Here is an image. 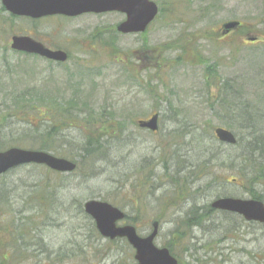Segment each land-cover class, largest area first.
I'll return each instance as SVG.
<instances>
[{
  "label": "rangeland",
  "instance_id": "374dc122",
  "mask_svg": "<svg viewBox=\"0 0 264 264\" xmlns=\"http://www.w3.org/2000/svg\"><path fill=\"white\" fill-rule=\"evenodd\" d=\"M154 1L161 10L156 18L142 33L130 34L115 29L124 19L115 11L43 17L33 24L9 18L0 2V150L43 145L57 157L80 162L87 132L99 136L104 147L100 158L82 161L75 173L76 168L55 175L29 163L0 176V264H133L127 241L104 238L84 213L89 199L121 208L129 216L123 223L137 225L141 235L159 219L154 242L172 244L180 264H197L194 259L264 264V224L216 211L201 227L175 232L193 199L203 206L216 197L250 198L239 185L250 187L249 174L238 178L241 164L232 170L230 162L213 161L216 149L233 155L231 161H243L237 160L240 150L221 145L213 130L226 128L244 138L242 143L250 131L264 132V0ZM228 20L242 26L223 35L221 24ZM12 34L59 43L70 58L56 63L14 53ZM71 97L78 99V109L65 108ZM234 97L238 109L252 115L244 128L226 125L229 114L221 100ZM47 98L56 104L50 121L43 119ZM81 99L88 100L87 108ZM103 105L123 132L113 121L115 129L104 132L93 116L83 120ZM154 112L159 113L157 131L137 125ZM72 152L80 155L71 159ZM50 184L58 196L46 198L51 210L34 198L50 193ZM179 184L186 189L178 191ZM225 235L212 244L214 251L204 249Z\"/></svg>",
  "mask_w": 264,
  "mask_h": 264
},
{
  "label": "water",
  "instance_id": "95a60500",
  "mask_svg": "<svg viewBox=\"0 0 264 264\" xmlns=\"http://www.w3.org/2000/svg\"><path fill=\"white\" fill-rule=\"evenodd\" d=\"M4 8L15 15L39 18L47 15L76 16L82 13H102L116 11L125 14L116 29L121 33L143 32L158 13V6L153 0H1ZM237 20L222 23V34L235 29ZM254 38H250L253 40ZM11 48L42 57L64 61L66 53L61 50H51L41 42L27 35L12 36ZM138 126L156 131L158 129V113L152 114L147 120H138ZM214 134L219 141L235 144L234 133L223 127L214 128ZM35 163L58 172H71L76 163L64 157H57L47 151L11 147L0 151V175L11 168L22 164ZM211 207L236 213L247 221H257L264 224V203L254 198L218 197L211 201ZM83 208L94 221L96 229L105 238H125L134 248L135 264H177L166 247L154 244L158 231V221L152 222L150 234L142 237L130 224L118 225L124 218V212L107 201L89 199Z\"/></svg>",
  "mask_w": 264,
  "mask_h": 264
},
{
  "label": "trees",
  "instance_id": "16d2710c",
  "mask_svg": "<svg viewBox=\"0 0 264 264\" xmlns=\"http://www.w3.org/2000/svg\"><path fill=\"white\" fill-rule=\"evenodd\" d=\"M15 53H18V52H15ZM21 54H23L25 56L39 58L37 55H28V54H24V53H21ZM215 73H216L215 70H213L212 73L211 72L209 73L211 78H214ZM235 98L236 97H234L233 100L229 99L230 104L228 102H226V100H225L226 98L221 100V102L225 105V107H224L225 109L223 108L224 111L228 112V114H229L228 115L229 118L227 120L228 122L226 123V125L228 127L230 126L233 128L234 127L233 123L234 124L237 123V124H240L239 125L240 127L244 128L242 124L244 122L248 123V121H249L248 117H252V115H247V112L245 113L242 109H238V106H236L235 101H234ZM47 100H48V102L43 104L46 107V109L44 110L45 113H43V115H44L43 119H45L46 121L47 120L50 121L55 116L53 109L56 108V104L53 105L54 101L51 98H47ZM77 104H78V99L71 97L66 102V104L64 106L67 109L73 108V107L78 109V106L76 107ZM81 104L83 105L82 107L84 109L87 108L88 107V100L81 99ZM34 105H37V104L34 103ZM107 107L108 106H105V109ZM98 109H99L98 113H96V114H94L93 112L89 113V116L87 114L83 118V120H86L88 117L93 116L94 120H96V122H98V124H100L98 126V128H100V130L102 129V131H104V132H107L108 130L113 131L115 129V127H113V122H116L117 129H120L123 132V130L118 126L119 121H114V119H111V117H113L111 110L105 111L104 105L102 106L101 109L100 108H98ZM39 116L41 117L42 115L40 114ZM61 119L62 118H58V121H62ZM73 121H74V119H73ZM244 126H246V125H244ZM248 126H250V125H248ZM93 127L94 126H92V128ZM51 128L52 127H50V131L45 132V137L43 139L44 141H46V139H48L50 137V134L52 133ZM95 130H96V128H95ZM85 137H86V140L80 148L81 149L80 151L82 152L83 155L80 157L81 161L76 162V169L73 171V173H75L78 168L80 169V167L82 165V163H81L82 161L84 163H86V161L92 162V161H95L96 158H100L102 156L101 153H102V149L104 147H102L101 139H98L99 136L96 137L91 132H87L85 134ZM101 137L103 138V135H101ZM243 139L244 138H240V137L237 138L236 143L233 145L224 144L227 147H229V149H232V148H233V150H236L235 148L239 149L240 152L237 155V157H238L237 160L242 159L243 160L242 162H240V161L234 162V161L229 160V158L232 159L233 155H229L228 153H224L223 155H220V153H218V149L214 150L212 159H213V161L219 162L221 164H226V163L230 162V165L232 166V170L235 168H238V163H240L241 166L237 170V173H239L238 178L243 176V175L245 176V175L249 174L250 178H249L248 184L250 187L246 186V184L242 183V182H240L239 185H241V187L247 188V191L249 192V196L251 198L259 199V200L264 202V132H262V131L257 132L255 130H252L248 133V137L247 138L245 137V139H246L245 143H242ZM219 143L221 145H223V143H221V142H219ZM39 149L45 150L43 145ZM48 149H50V148H48ZM75 154L76 153L72 152L70 155V158L75 159V156L80 155V154L79 155L78 154L75 155ZM202 165L204 166L205 164H202ZM86 167H87V165H86ZM49 171H51L55 175H59V174L61 175L62 174V173H59L56 171H52L50 169H49ZM91 171L93 172L94 169ZM207 175H208V177H211L210 180L214 179L212 172L206 173V176ZM204 176L205 175L201 173L198 178L201 179ZM175 180H176V178H175ZM203 183H201L198 186V188H196L192 192L193 193L195 191L198 192L199 188L203 186ZM53 187H54V185L50 184V190H52L50 193L45 194L44 191H41V193H39L40 195L38 194L37 197H34V198H39L42 201L41 204H43V205L44 204L47 205V203H49L48 206H50V210H51L50 201L46 198L47 197H58L57 194L53 191ZM185 187L188 188L187 183L185 184ZM186 188L182 187L180 184L177 186V189L180 192H182ZM187 199H189V198L187 197ZM216 211H220V210L213 209L210 206V204L203 205V206H197V204L195 203V201L193 199V204L187 210L186 216L181 220V222L177 221V223H176L177 225L175 227V232L180 234L184 230L182 228H185L188 230V229H190L192 227H196V226L201 227L202 224L205 223L206 221H208L210 219V217H212L213 213ZM220 212L229 213V214L234 215V213H231V212H226V211H220ZM128 217L129 216L127 215V217H125V218L128 219ZM227 237L228 236L225 235V238L219 237L220 239L217 238V239H214L213 241H209L206 244H204L203 247H204V249H206V251H208V249H209V251L212 252L215 250V249L210 248L212 246V244H215L216 242L220 243L221 239L225 240ZM165 246H167L169 248L170 252L173 255H175L172 244L169 243V244H166ZM219 255H220L219 253L216 254V256H219ZM194 260L197 261L196 262L197 264H203V262H204V261L198 262V259H194ZM211 260H213V258H211Z\"/></svg>",
  "mask_w": 264,
  "mask_h": 264
},
{
  "label": "flooded vegetation",
  "instance_id": "af4514ba",
  "mask_svg": "<svg viewBox=\"0 0 264 264\" xmlns=\"http://www.w3.org/2000/svg\"><path fill=\"white\" fill-rule=\"evenodd\" d=\"M154 1V0H153ZM155 2V1H154ZM157 4V3H156ZM157 6H158V8H159V5L157 4ZM10 14V13H9ZM93 14H95V13H84V14H80V15H77V16H64V15H51V16H47V17H60V18H67V19H76V18H78V17H81V16H83V15H93ZM123 14V16H124V18H125V14L124 13H122ZM15 15H12V14H10L9 15V18H13ZM18 18H20V19H25L26 21H28V22H31V23H35V20H37V19H41V18H31V17H27V16H19ZM46 18V17H45ZM120 23V22H119ZM119 23H117L116 25H115V29H116V27H117V25L119 24ZM139 33H142V32H139ZM228 34V33H227ZM14 35H28V36H32L33 37V35H30V34H12L11 35V37H10V43H9V46H10V44H11V40H12V36H14ZM34 39H36V40H38L39 42H41L44 46H46V47H48V48H50V49H53V50H63L65 53H66V55H67V58H66V61L70 58V51L69 50H67V49H65L61 44H59V43H47V42H45V41H43V40H41V39H38V38H35V37H33ZM255 41V40H254ZM14 51V50H13ZM19 53H24V52H22V51H19ZM46 60V59H45ZM46 61H51V62H56V63H63V61H55V60H49V59H47ZM65 61V62H66ZM148 119V117L147 118H141V119H138V120H147ZM137 120V121H138ZM16 212H22V209H19V208H17V210H16ZM125 216L127 217V214H125ZM124 216V217H125ZM155 220H158L159 221V223H160V220L159 219H155ZM125 220H123L122 221V223H120V224H123V222H124ZM131 225L132 226H134L135 227V229H136V231H137V233L140 235V236H146V235H148V234H150V232L152 231V223H151V229H150V231H148V232H145L144 233V235H141L139 232H138V226L137 225H134V224H132L131 223ZM19 227V226H18ZM14 229V227L12 226V227H10L9 226V224H8V228H7V234H9V235H11V239H13V232H12V230ZM15 229H17V227L15 228ZM19 235V234H18ZM157 237V236H156ZM19 238H20V235H19ZM121 239H125V238H121ZM156 239V238H155ZM126 240V239H125ZM17 245V244H16ZM22 246H27V244L26 243H23L22 244ZM18 248H19V244H18ZM131 248L134 250V248L131 246ZM135 251V250H134ZM177 259H178V264H180V260H179V258L177 257ZM192 263H194V261H191Z\"/></svg>",
  "mask_w": 264,
  "mask_h": 264
}]
</instances>
